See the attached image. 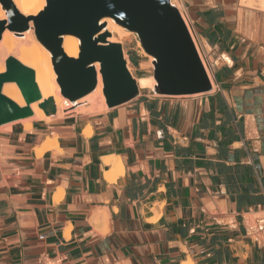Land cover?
<instances>
[{"label":"crops","instance_id":"1","mask_svg":"<svg viewBox=\"0 0 264 264\" xmlns=\"http://www.w3.org/2000/svg\"><path fill=\"white\" fill-rule=\"evenodd\" d=\"M260 1L179 0L210 92L138 87L105 111L0 129V264H264L245 232L264 211ZM126 60L148 77L149 60Z\"/></svg>","mask_w":264,"mask_h":264},{"label":"water","instance_id":"2","mask_svg":"<svg viewBox=\"0 0 264 264\" xmlns=\"http://www.w3.org/2000/svg\"><path fill=\"white\" fill-rule=\"evenodd\" d=\"M7 21H0V40L5 29L23 32L31 21L37 40L50 52L57 84L63 97L75 101L94 91L99 63L103 96L108 108L134 99L136 81L127 70L122 46L109 43L101 20L112 19L136 34L143 51L154 58L152 76L164 97L192 96L212 90L188 29L170 0H46L37 16H22L11 0H0ZM72 35L80 41L77 59L67 57L61 38ZM6 83H15L25 101L19 107L2 94ZM41 100L34 72L13 57L0 74V126L32 116L30 105ZM45 115L54 113L52 99L39 105Z\"/></svg>","mask_w":264,"mask_h":264},{"label":"bare ground","instance_id":"3","mask_svg":"<svg viewBox=\"0 0 264 264\" xmlns=\"http://www.w3.org/2000/svg\"><path fill=\"white\" fill-rule=\"evenodd\" d=\"M11 2L16 10L24 17L37 16L46 7V0H11ZM170 3L178 9L183 21L187 24L186 17L183 13H181V10L175 3V0H170ZM259 3L261 8L264 10V0H261ZM0 21H7V15L1 3ZM101 24H104V29H102L99 34L105 32L108 33L109 36L107 38V42L109 43H115V35H117L120 39L130 35V31L115 23L110 18L102 19ZM35 38L36 36L33 24L30 21L29 28L23 32L9 31L5 29L0 40V74L5 72V60L9 57H13L23 66L30 68L34 72L35 83L41 95V100L30 105L33 113L32 116L34 115L33 117L31 116L32 119L51 121L74 113H95L98 111H105L107 109V105L103 96V84L99 73V63H95L93 65L97 74V85L94 91L80 99L70 101L61 95L60 87L56 81L57 76L52 66V57L50 52L37 40V38ZM140 45L141 44L138 43L139 47ZM61 49L67 57L77 59L80 52V41L75 36L64 35L61 38ZM143 54L144 56H147L149 58V62L153 64L154 58L147 55L144 51ZM205 70L209 80H211L207 66L205 67ZM210 82H212V80ZM136 84L140 89L149 88L154 94L160 96L153 76L137 78ZM2 94L16 103L19 107H25V101L15 83L4 84L2 87ZM50 98L52 99V105L55 108V112L49 113V115L46 116L44 111L39 108V105ZM10 125L2 126L0 129H8ZM89 131L90 130L87 129L85 136L90 133ZM50 144L49 146L52 147ZM45 147L46 146H43L39 149L38 156L43 152L42 150H45ZM116 165H119L118 161ZM104 177H106L105 179L108 181H114L116 176H110L106 173ZM184 264L193 263L188 261Z\"/></svg>","mask_w":264,"mask_h":264},{"label":"rangeland","instance_id":"4","mask_svg":"<svg viewBox=\"0 0 264 264\" xmlns=\"http://www.w3.org/2000/svg\"><path fill=\"white\" fill-rule=\"evenodd\" d=\"M175 3L177 4V6H179V8H180V10H181V13H183V14L185 15V17H186L187 25H188V27H187L188 32L190 33V35H191V37H192V39H193V41H194V43H195V45H196V47H197L198 52H199L200 55H201V50H203V51H204V55L206 56L207 52H206V50H204V49L202 48V46L200 45V43H199V41H198V39H197V36H196L195 32L193 31V29H192V27H191V22H190L188 16L186 15V13H185V11H184V9H183L181 3L179 2V0H175ZM114 38H115V43H118V44H120V45H121V43H122L125 47H127V45H129V46H131V47L133 48L131 51H127L126 49L124 50L125 59H127V58L130 56V54L132 53L133 55H136V54H137V55L141 56L142 59H145V60H147V61L149 60V58H148L147 56H144V54H143V49H142L141 45H140V47L138 46L139 40H138V38H137V36H136L135 33L130 32V35H128V36H126V37H123V38H121V39L118 38L117 35H115ZM35 39H36V38H35ZM139 44H140V43H139ZM6 59H7V58H6ZM5 61H6V60H5ZM205 65L207 66L206 63H205ZM148 66H149V69H148V71L146 72V74H147L148 76H152L153 65H151V63H150V65H148ZM207 68L209 69V66H207ZM132 72H133V71H132ZM209 72H210V70H209ZM133 74H134V73H133ZM210 74H211V72H210ZM134 75H135V74H134ZM136 75H138V73H136ZM139 75H143V74H139ZM74 114H79V113H74ZM69 115H70V114H69ZM65 116H67V115H65ZM65 116H62V117H65ZM257 216H258V215H256V216H249V218L252 220L253 218H255V217H257Z\"/></svg>","mask_w":264,"mask_h":264},{"label":"built area","instance_id":"5","mask_svg":"<svg viewBox=\"0 0 264 264\" xmlns=\"http://www.w3.org/2000/svg\"><path fill=\"white\" fill-rule=\"evenodd\" d=\"M185 25H186V27H188L186 23H185ZM192 41H193V39H192ZM193 43H194V41H193ZM194 46H195L197 54H198V56L202 62V65L205 69V67H206L205 63L208 66L206 56L204 55L202 50H201V55H200V53L197 50L195 43H194ZM124 57H125V55H124ZM125 61H127V60L125 59ZM127 66H128V63L126 62V67ZM127 70L129 71L128 68H127ZM129 73H130V71H129ZM245 232L248 236L255 239L257 242H259L264 247V211L260 215H258L257 217L253 218L252 220L250 218L247 219L246 226H245Z\"/></svg>","mask_w":264,"mask_h":264}]
</instances>
